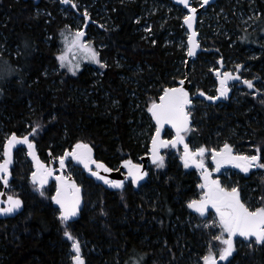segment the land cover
<instances>
[{
  "label": "trees",
  "instance_id": "1",
  "mask_svg": "<svg viewBox=\"0 0 264 264\" xmlns=\"http://www.w3.org/2000/svg\"><path fill=\"white\" fill-rule=\"evenodd\" d=\"M88 1L104 3L113 23L101 33L105 43L101 55L109 63L101 67L104 72L98 78H92L85 69L73 74L61 71L59 76L47 78V68L60 66V54L52 46L56 32L63 29L60 17L43 0H0V41L11 52L7 62L14 71V75L0 81V158L4 132L28 134L36 123L41 124V129L31 137L43 161L72 150L81 140L91 145L97 160L112 169L124 160L137 162L149 152L154 126L151 120L148 122L147 108L152 100H159L164 88L185 78L175 70L179 63L182 71L186 69L183 63L187 56L165 40L168 26L172 28L174 21L168 20L160 27L155 20L150 30L152 37L145 38L141 0ZM49 14L56 17L53 22ZM259 20V30L245 36L241 45L230 48L232 42L215 37L211 46L217 53L241 60L249 69L247 79L256 89L261 88L260 93L251 96L255 89L242 85L240 93L230 100L206 99L195 107L193 130L185 136L191 148H219L227 141L236 148L249 146L255 152L252 145H259L264 161V42L259 47L264 39V10ZM177 24L181 25V21ZM238 31L244 33L242 29ZM48 35L53 36L52 45ZM251 45L260 51L254 59L244 53ZM117 58L131 65L132 70L116 67ZM205 75H209L205 79L209 82V70L197 62L190 73L191 83L211 95L210 85L201 81ZM23 151L17 148L14 152L18 161L11 170L13 180L8 194L19 196L24 210L16 218L0 220V264H67L59 245L67 239L63 236L64 225L51 200L54 186L45 188L43 196L35 192L29 179L33 167L28 159L21 158ZM194 172L191 166H183L180 157H165V167L153 165L148 182L138 192L130 182L120 191H110L85 174L83 180L74 176L84 189L86 208L80 220L69 222V230L77 238L91 242L98 251L99 256L89 258L90 264H135L143 254L147 255L141 264H189V256H204V244L214 236L203 227H193L203 219L187 206L203 191L195 186L199 178ZM250 180L253 182L249 187L256 189L255 194L264 196V172L242 181ZM212 242L222 247L219 241ZM251 256L253 262L264 263V249ZM241 264L247 262L241 259Z\"/></svg>",
  "mask_w": 264,
  "mask_h": 264
},
{
  "label": "snow or ice",
  "instance_id": "2",
  "mask_svg": "<svg viewBox=\"0 0 264 264\" xmlns=\"http://www.w3.org/2000/svg\"><path fill=\"white\" fill-rule=\"evenodd\" d=\"M62 2L71 4L72 7H77L75 0H62ZM179 2L191 9L189 14L185 15L183 19L188 28L192 29L197 9L192 7L189 0H179ZM208 4L209 0H202L200 6L203 7ZM83 14L85 17L89 16L86 8ZM249 19H252V17H249ZM84 35L83 29H76L72 34L73 38L69 47H76L82 50L85 53L84 59H92L95 63L106 67L107 65L103 64L99 59V53L91 46V43L83 39ZM196 35L197 33L193 30L187 39V55L190 57L195 56L196 50L200 47ZM59 59L61 61V67H64L65 61L67 60L65 53H61ZM68 64L70 65L69 70L72 72H76L79 68V64L73 65L70 61ZM236 67L237 71L235 74L232 72H224L221 74L218 68H214L213 71L219 76L220 87L218 89V95H207L202 91L199 94L206 96L209 101L218 100L220 97L226 98L230 91L227 86L228 81L242 79L239 75V68L242 65H237ZM242 82L249 89H255L252 93L253 95L260 93L261 90L256 89L252 80L243 79ZM2 92L3 89H0V93ZM261 103H264V100H261ZM191 105H193V99L190 98L188 89L184 87V79L179 81L178 86L164 88L163 94L159 97L158 101H151L147 111L151 113L152 118L155 120V134L151 137L150 155L156 167L163 168L165 167V157L161 154L160 150L162 148H176L178 145H183V153L180 156V159L183 161V166L188 168L190 165H195L200 170L202 182L199 187L203 190L201 197L199 199L189 200L187 206L190 209H194L201 216H204L209 211V206L214 208L221 229L220 234L214 236L213 239L219 241L223 246L219 247L218 251H214L211 244H209L208 253L201 258L203 264H218V259L219 261L227 262V264H232V260L229 258L233 257L234 252L237 251L236 237L244 238L249 248H252L253 245L264 247V203L259 207H249L241 199V192L238 185L231 187L223 186L218 176L213 177V172L219 173L224 165H233L244 173H249L253 168L264 169L261 149L259 145H252L255 148L254 154L237 152L234 151L233 144L227 141L219 148L213 147L209 149L205 145L198 146L195 149L191 148L185 139V136L193 130L191 126L192 112L189 108ZM166 124L171 125L175 129V136L172 139H164L161 137V130ZM38 129H41V124L36 123L31 127V131L28 134L17 136L13 132L7 138V143L4 145L3 158H0V181H3L5 185L9 184V178L12 176L10 165L13 163V147L17 144L27 145L29 150L28 155L36 161V171L31 173L32 182L40 190V195L43 196L44 185L48 183V178L54 174V169L49 168L39 160L35 151L34 140L29 139L30 136L37 133ZM206 155H210L211 161L215 165L214 168L210 169L205 163ZM68 157L82 164L88 172L103 181L106 185L117 189L124 188V180L111 179L108 175L101 174V169L105 173H111L113 169L104 162L94 159L93 149L90 144L82 140L77 141L71 151L66 150L59 156L58 160L61 170L66 167L65 160ZM123 165L127 168L126 176L131 179L133 184L139 185L140 181L148 176V172L143 170L142 165L134 164L131 160H124ZM93 166H95V170ZM56 181L55 195L51 197V200L59 206L56 211L58 212V218L61 224L64 225L63 235L72 241L71 247L74 249L75 254L72 255L71 259L75 264H85L81 255V242L69 230V222L81 210V186L76 184L75 181L69 180L63 174L56 176ZM2 195L0 193V196ZM260 199L264 201V197ZM4 203L7 206L0 207V213L10 214L22 207L23 200L19 196L10 195ZM216 223L217 221L212 222L213 225ZM146 255L143 254L136 261V264H141ZM173 258H175L174 253Z\"/></svg>",
  "mask_w": 264,
  "mask_h": 264
},
{
  "label": "rangeland",
  "instance_id": "3",
  "mask_svg": "<svg viewBox=\"0 0 264 264\" xmlns=\"http://www.w3.org/2000/svg\"><path fill=\"white\" fill-rule=\"evenodd\" d=\"M33 1L39 3L40 0H33ZM43 1L46 2L47 4H50L56 16L60 17L61 23L63 25V29H61L60 31L56 30L57 32H56L55 44L52 45V40H53L52 35H48L47 40L49 41L50 45H52L53 48L56 50L55 52H58V54L65 53L67 57L64 67H61V61H60V66L57 69L51 70L47 68L45 76L47 78L49 77L55 78L56 76H59L61 71H66L67 73L73 74L76 72H80L83 69L87 70L88 73L92 76V78H98V76L99 77L102 76V73L104 71L101 70L102 67L101 64L95 63V61L92 59H84L85 53L82 50L76 47H69V45L73 38L72 34L75 32V30L83 29L85 33L83 39L91 43V46L95 48V50L99 53V59L103 62V64L108 65L109 60L101 55V50L105 48V43L102 42L100 39L102 37L101 33L103 31V28L108 26H113L112 19L110 18L108 11H106L105 8L106 5L104 3L100 5L97 4V2L91 4L88 3L89 2L88 0H75L77 7H72L71 4H67V6H63L62 0H43ZM121 1L135 2L136 0H121ZM201 3L202 0H194L193 6L199 7ZM141 7L143 12V16L141 17V20H143V26L141 30L144 34V37L145 38L152 37V35H150L151 31H149V29L151 30L153 28L152 22H154L155 20L156 22H158L160 27L163 26L168 20L174 21L172 28H169L168 26L169 31L167 32V35L165 37L166 44L170 43L171 46L175 45L177 50L181 51L182 53L185 54V56H187V46H188L187 39L189 33L184 26L183 17L185 15H188V12L183 9L175 7L170 0L169 2H165L162 0H141ZM85 8L89 13L88 17H85L83 14ZM263 10H264V0H223L222 3H220V1L218 0L215 5L204 10L203 13L199 16L197 32L199 33V43L201 44V53L198 55L195 61H192L190 66L191 71L189 70V75L192 71L196 69L197 62L203 63L209 70V73L211 75V80L207 82L205 79L209 78V75H205V78L201 81H203L204 85L207 83L206 86L208 84L210 85L211 95H218V89H219L217 84L218 83L217 79H214V77L212 76L214 73L213 71L214 68H218L219 71H221L220 67H226L228 68L227 71H230L233 74H235L237 71L236 66L242 65V67L239 68V75L242 79H237L238 84L235 88L237 90L236 92L237 95L238 93H240L241 86L242 85L246 86L245 84H243L242 80L247 79L246 74L249 72V69L245 68L244 66L245 64L236 57L225 56L220 52L217 53L218 50L213 49V47L211 46V41L214 40L216 37L221 40L222 39L225 40V42L226 41L232 42L230 48L234 47L237 44L241 45V43L245 40V36L253 35L255 34V32L259 30L261 26L259 19L260 17H263ZM40 13H44V12L41 11ZM48 16H50L53 19L52 22L56 19V17H53V15L51 14H49ZM249 17H252V19H249ZM179 21H181V25L177 24ZM238 28L242 29L244 33L241 34L238 31ZM180 29L182 31L181 33L179 31ZM247 39L248 38H246V40ZM222 42L221 44L224 45V43ZM262 42H264V39H261L259 47L261 46ZM0 44H1L0 45V81H1L14 75V71L11 65H9V63L7 62L9 56L11 55V52L6 51L7 49H4L5 46L2 41H0ZM244 53H247L249 55V58L254 59L260 54V51L257 49L255 45H251L248 46L246 50H244ZM221 60H223V64L220 65ZM69 61L73 65L79 64V68L76 72H72L69 70L70 69V65L68 64ZM186 62L187 60L183 64L186 65ZM114 64L116 67L120 69L126 68L127 70H132L131 69L132 66L121 61L120 58L115 59ZM175 73L185 74L186 77V69L182 71L180 63L176 67ZM124 76L127 78L132 77V75L129 76L127 74H125ZM179 81L177 82V85L179 84ZM261 84L262 82L259 83L260 87ZM200 91L201 90L199 89L198 85H194V84L192 85L191 96L194 104L193 109L195 107L201 106L203 104V101L207 99L206 96H202L199 94ZM253 92L254 91H251L250 93L251 96H255L252 94ZM81 94L84 95V93ZM142 108L143 107H141L140 109L142 110ZM147 119L148 122L150 120L152 121L150 115L149 117H147ZM152 125L154 126L153 123ZM154 133H155V126H154ZM4 134H5L4 140L6 143L7 138L10 136L11 133L4 132ZM23 135L26 134H21V136ZM166 137L171 138V136H166ZM30 139H32L31 136ZM149 141L151 143V138L149 139ZM67 151H71V150H67ZM234 151L254 154V152L251 151V147L249 148V146L248 147L244 146L243 148L234 147ZM3 152L1 154V158H3ZM182 153H183V149L179 146H177L176 148L170 147L163 151L164 157H168L170 160H174L175 158L180 157ZM58 157H54V158L51 157L50 160L45 159V162L51 163V161H53L55 163V168L58 170L59 169ZM21 158H25L26 160L28 159V161H30L26 150L21 153ZM15 161L17 162L18 160ZM205 163L208 165L210 169L214 168L215 166L214 162L211 161L210 155H206ZM67 166L71 175L77 177V179L79 180L84 179L82 177V174H84V172L80 167L74 166L71 162L68 163ZM190 166L195 169L196 172L194 173L196 177L199 178L202 182V177L200 176V170L193 167L192 165ZM261 171L264 172V169L253 168L250 170L249 173H244L242 170L236 168L233 165H224L219 173L213 172V177L215 178L218 176L221 184L225 187L238 185L241 192V199L244 200L249 205V207L255 208L261 206V204L264 203V201H261L260 199L261 197L264 196L256 195L255 194L256 189L254 187L251 188L249 187L250 183L253 182L252 180L250 181H242V180H245L248 177L250 178L252 176L259 175ZM32 172H34V169ZM199 179L195 181V186L200 185L201 182L199 181ZM0 184L3 188L2 183ZM44 189L45 188H43V191ZM35 192L40 193V190L36 187ZM44 195H46V191H44ZM200 197L201 195H199V198ZM192 212L195 214H199L196 213L194 209L192 210ZM202 217L204 220L201 219L199 223H195L193 226L194 229H201L200 227H203L204 229L210 231L212 236H216L220 234L221 229L219 227L218 216L216 215L214 208H211V206H209V211ZM213 221H217V223L213 225L212 224ZM198 225L199 227H197ZM78 239L81 242V255L85 261V264H90L91 259L89 260V258L97 257L99 256V253L91 242L83 239L82 237H79ZM210 240L206 241V243L204 244L205 255L208 253L209 244H211V247L214 251H218L220 247L212 242L214 241L213 238ZM236 243H237V251L234 252L233 257L230 259L232 260V264H241V259H244L245 262H247V264H260V260L253 262L251 259L252 257L251 255L254 253H260L261 250L264 249V247L253 245L252 248H249L248 243L242 237H237ZM71 244L72 241L65 238L63 239V241L59 242L61 252H63L64 255L63 260L67 262V264H75V262L71 259L72 255L75 254L74 249H72L71 247ZM236 256H240V258L235 259ZM202 257L203 256L201 255L197 256V254L189 256V264H203V261L201 259ZM102 264H110V262L102 261ZM224 264H227V262Z\"/></svg>",
  "mask_w": 264,
  "mask_h": 264
},
{
  "label": "water",
  "instance_id": "4",
  "mask_svg": "<svg viewBox=\"0 0 264 264\" xmlns=\"http://www.w3.org/2000/svg\"><path fill=\"white\" fill-rule=\"evenodd\" d=\"M170 1H171V3H172L175 7L187 11L188 14H189V12L191 11L190 8H188V7H186L185 5L181 4V3L179 2V0H170ZM217 1H218V0H209V4H208V5H204L203 7H201V6H199V7H195V8L197 9V11H196V14H195V21H194V23H193V28H192V29H189L188 26H187V24L184 22V26H185V28L187 29L189 35L192 33L193 30L197 33V35H196V39H197L198 41H199V33L197 32V27H198L199 16L203 13L204 10H206V9H208L209 7L215 5ZM189 2H190V4L192 5V7H194V6H193V2H194V0H189ZM63 6H67V4L63 3ZM199 44H200V43H199ZM200 53H201V44H200V47L196 50V55H195V56L190 57V56L187 55V57H188L189 60H191L192 58H196ZM189 66H190V61H188L187 66H186V74H187V77H186V79H184V87H186V88L188 89L189 94H190V98H192V97H191V93H190V90H191V83H190V81H189V69H190ZM229 85H230V82H228V85H227L228 88H229ZM230 92H231V90L229 91L227 98H230ZM189 108H190V110H191V109L193 108V105L189 106ZM150 116H151V113H150ZM151 118H152V116H151ZM152 123H153L154 126H155V120H154L153 118H152ZM191 126H193V118H192V116H191ZM167 131L172 132V133L174 134V136H175V129L172 128L171 125L166 124V125L164 126V128L161 130V137H162V138H164V136H165V134H166ZM17 136H18V135H17ZM29 139H30V137H29ZM178 146H180V147L183 148V145H182V144H181V145H178ZM17 147L25 148V150L27 151V153H28V151H29L27 145H24V144H17V145H15V146L13 147V149H12V159H13V163L10 165V169H11V167H12L13 164H14V151H15V149H16ZM168 148H170V147H168ZM92 149H93V148H92ZM150 149H151V145H150ZM164 149H167V148H162V149L160 150V151H161V154L163 153ZM35 151H36V154H37L39 160L42 161L41 158H40V156H39V153H38V151H37V146H36V145H35ZM162 155H163V154H162ZM93 157H94V159H96V154H95V151H94V150H93ZM28 158H29V160L31 161V163H32V165H33V169H34V171H36V161H34L30 155H28ZM96 160H97V159H96ZM139 161H140V165L143 166V170H145V171L148 172V176L145 177L142 181H140V184H139V185L133 184L134 190H135L136 192L140 191L141 188H142V187L148 182V179H149V169H150V167H151L153 164H155V163L152 162V157H151V155H150V150H149V153L146 154V155H144V156H142V157L139 159ZM42 162H43V161H42ZM69 162H72L74 166H78V167H80V168L83 170V172H84V174L86 175L87 178H89V179H93V180L95 181L96 184L103 186L105 189L110 190V191H118V190H121V189L113 188V187H111V186H109V185H106L103 181L97 179V178H96L95 176H93L90 172H88V170L85 169V168L83 167L82 164H79L78 162H76L75 160H73L71 157L66 158V160H65L66 167H65L63 170H61V169H60V170H57V169L55 168V163H54V162H51V163H50V166H48L46 163L43 162V163H44L45 165H47L49 168L54 169V174L48 178V183L44 185V188L50 186L51 184H55V187H56V186H57L56 176H59V175H61V174H63L64 176L68 177L69 180L75 181V183L78 184V183L76 182V180L70 175V172H69V169H68V166H67V163H69ZM58 163H59V160H58ZM133 163H134V162H133ZM134 164H136V163H134ZM59 165H60V164H59ZM193 166L195 167V165H193ZM195 168H196V167H195ZM93 169L95 170V166H93ZM197 169H198V168H197ZM100 171H101V174H102V175H108L111 179H121V180H124L125 184L131 181V179H130L129 177L126 176L127 168L123 165V163H122V165L119 167L118 170H113L111 173H105L102 169H101ZM57 173H58V174H57ZM30 180H31V182H32V177L30 178ZM10 182H11V177L9 178V184H10ZM1 183H2V185H3V190H2L0 193H2L3 195L0 196V207H5V206H7V205H6V203H4V201H6V200H7V197L9 196V195L7 194V191H8V188H9V184H8V185H5V184L3 183V181H1ZM32 184H33V182H32ZM78 185H79V184H78ZM54 195H55V194H54ZM81 195H82V203H81V206H80V207H81V210H80V212H79V214H78L77 216H75V217H73V218L71 219L70 223H75V222H77L78 220H80V218H81V213H82V211H83L84 208H85V197H84V190H83L82 187H81ZM52 202H53L54 208L57 210L59 206L56 205L54 201H52ZM23 210H24V207H23V205H22V207H21L19 210H17L16 212H14V213H10V214H2V213H0V220H7V219H13V218H16L17 216H19V215L23 212ZM236 238H237V237H236ZM231 258H232V257H230L229 259H231ZM224 263H226V262H225V261H219V260H218V264H224Z\"/></svg>",
  "mask_w": 264,
  "mask_h": 264
},
{
  "label": "flooded vegetation",
  "instance_id": "5",
  "mask_svg": "<svg viewBox=\"0 0 264 264\" xmlns=\"http://www.w3.org/2000/svg\"><path fill=\"white\" fill-rule=\"evenodd\" d=\"M221 64H223V60H222V63H220V65ZM220 69H221V71H220V73L221 74H223L224 72H230V71H227L228 70V68H226V67H220ZM213 77H214V79H217V81H218V88L220 87V84H219V76L217 75V73L216 72H214L213 73V75H212ZM228 82H230V85H229V89L231 90V92H230V95H231V97L230 98H225V97H220L219 98V100H223V99H227V100H230L233 96H234V94H236V92H237V90L235 89L236 88V86H237V84H238V82H237V80H229ZM179 85V84H178ZM194 105V104H193ZM193 110V109H192ZM192 110H191V112H192ZM167 132H170V131H167ZM167 132H166V134H167ZM171 133V132H170ZM165 134V136H164V138L165 139H172L173 137H174V135L171 133V138H167L166 136H168V135H166ZM187 141V140H186ZM188 142V141H187ZM190 145V144H189ZM180 147V146H179ZM150 148V147H149ZM182 148V147H181ZM149 153V152H148ZM147 153V154H148ZM51 162H53V161H51ZM70 163V162H69ZM72 163V162H71ZM135 163H139L138 161L137 162H135ZM73 164V163H72ZM67 165H68V163H67ZM155 165V164H154ZM153 166V165H152ZM13 168V167H12ZM61 168H60V165H59V169L58 170H60ZM151 169V168H150ZM150 169H149V172H150ZM12 170V169H11ZM150 174V173H149ZM70 175H71V173H70ZM72 177H74L73 175H71ZM13 178V177H12ZM75 178V177H74ZM1 182V181H0ZM131 183V182H130ZM132 184V183H131ZM54 186V193H55V190H56V187H55V184H51L50 186ZM146 185V184H145ZM144 185V186H145ZM50 186H48V187H50ZM132 186H133V184H132ZM3 189V188H2ZM1 191V190H0ZM85 195V194H84ZM54 196V195H53ZM24 205V204H23ZM237 239V238H236Z\"/></svg>",
  "mask_w": 264,
  "mask_h": 264
},
{
  "label": "bare ground",
  "instance_id": "6",
  "mask_svg": "<svg viewBox=\"0 0 264 264\" xmlns=\"http://www.w3.org/2000/svg\"><path fill=\"white\" fill-rule=\"evenodd\" d=\"M197 57H198V56H197ZM197 57H196V58H192L191 60H189L188 57H187V62H186V64L188 63V61H190V63H191L192 61H194L195 59H197ZM186 77H187V74H186ZM184 79H185V78H184ZM189 81H190V75H189ZM190 83H191V81H190ZM177 86H178V85H177ZM191 87H192V83H191ZM190 93H191V90H190ZM191 97H192V96H191ZM230 97H231V95H230ZM221 98H222V97H221ZM193 107H194V105H193ZM192 109H193V108H192ZM192 109H191V110H192ZM171 133H172V132H171ZM154 134H155V133H154ZM172 134H173V133H172ZM173 135H174V134H173ZM18 136H19V135H18ZM20 136H21V135H20ZM164 139H165V138H164ZM6 143H7V141H6ZM6 143H5V144H6ZM35 145H36V144H35ZM150 145H151V143H150ZM36 146H37V145H36ZM17 148H22V147H17ZM17 148H16V149H17ZM16 149H15V150H16ZM24 149H25V148H24ZM167 149H168V148H167ZM182 149H183V148H182ZM149 150H150V148H149ZM164 150H165V149H164ZM37 151H38V149H37ZM14 152H15V151H14ZM38 153H39V151H38ZM27 154H28V153H27ZM162 154H163V153H162ZM39 156H40V154H39ZM143 156H144V155H143ZM40 158H41V157H40ZM96 159H97V158H96ZM41 160H42V159H41ZM42 161H43V160H42ZM98 161H100V160H98ZM43 162L46 163L48 166H50V163H47V162H45V161H43ZM138 162H139V163H136V164H140V161H138ZM14 163H15V154H14ZM121 165H122V164H121ZM121 165H120V166H121ZM153 165H154V164H153ZM13 166H14V164H13ZM13 166H12V167H13ZM120 166H119V167H120ZM192 166H193V165H192ZM12 167H11V169H12ZM193 167H194V166H193ZM118 169H119V168H118ZM118 169H116V170H118ZM113 170H115V169H113ZM149 173H150V172H149ZM57 174H58V173H57ZM30 178H31V176H30ZM73 178H74V177H73ZM74 179H75V178H74ZM11 180H12V176H11ZM75 180H76V179H75ZM76 182H77V180H76ZM130 182H131V181H130ZM31 183H32V182H31ZM77 183H78V182H77ZM128 183H129V182H128ZM131 183H132V182H131ZM78 184H79V183H78ZM126 184H127V183H126ZM126 184H125V185H126ZM132 184H133V183H132ZM79 185H80V184H79ZM9 186H10V184H9ZM80 186H81V185H80ZM81 187H82V186H81ZM124 187H125V186H124ZM45 188H46V187H45ZM82 188H83V187H82ZM2 190H3V189H2ZM2 190H1V191H2ZM8 190H9V188H8ZM83 190H84V189H83ZM121 190H122V189H121ZM1 191H0V192H1ZM118 191H120V190H118ZM7 194H8V191H7ZM54 194H55V193H54ZM8 195H9V194H8ZM9 196H10V195H9ZM84 197H85V195H84ZM23 207H24V205H23ZM85 207H86V201H85ZM84 209H85V208H84ZM173 232H174V231H173Z\"/></svg>",
  "mask_w": 264,
  "mask_h": 264
}]
</instances>
